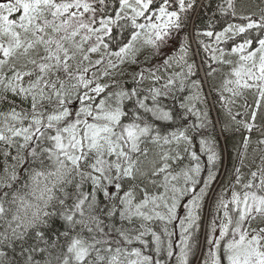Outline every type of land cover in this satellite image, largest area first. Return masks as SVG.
Masks as SVG:
<instances>
[{
  "label": "snow or ice",
  "instance_id": "obj_1",
  "mask_svg": "<svg viewBox=\"0 0 264 264\" xmlns=\"http://www.w3.org/2000/svg\"><path fill=\"white\" fill-rule=\"evenodd\" d=\"M196 7L0 0V264H264V155L220 177L201 82L186 84L193 55L206 79L223 73L221 110L249 134L243 165L264 110V2L207 0L204 27L181 36ZM146 51L162 63L143 67ZM124 65L139 66L131 89L115 79ZM177 85L182 114L161 99Z\"/></svg>",
  "mask_w": 264,
  "mask_h": 264
},
{
  "label": "trees",
  "instance_id": "obj_2",
  "mask_svg": "<svg viewBox=\"0 0 264 264\" xmlns=\"http://www.w3.org/2000/svg\"><path fill=\"white\" fill-rule=\"evenodd\" d=\"M217 0H212V8L215 7V3ZM264 2V0H237L238 8L244 4L249 3L251 5L259 4ZM207 0H197V7L189 13V19L187 21V28L184 29L180 35L182 36L184 32H187L190 36L193 30L194 25L199 27H204L207 22L208 16L212 13V8L205 9L202 5L206 4ZM207 12V15H205ZM178 46V44H177ZM165 52H171L170 48H165ZM195 43L193 42V52L195 53ZM146 57L148 58L147 63H142V66L145 68L154 67L155 65L162 63V57L160 56H149V52L146 51L143 55L139 56V61L144 62ZM191 60H195L197 63V74L195 76H191L186 81V84L190 85L191 80H199L202 85V93L203 96L206 98L207 103L196 102L198 107L202 110H208L211 113V121L212 126L206 130V134L214 137V139L218 142L217 147L220 154V161H219V173L220 177L228 180L230 178V174L233 172L235 167H242V171L244 173H248L250 170H256L257 167L261 164V157L264 155V145H259L257 141L259 139H264L261 136V128L264 127V110L258 114L257 118V129L251 133V143L247 148V156L243 160V165L241 164V156L240 153L244 151L243 147V136L247 135V132L243 131H236L235 124L231 123L227 117L223 114L220 104H219V96L216 92V89L221 86V80L223 79V73L217 74L215 77L211 79H206L204 76V72L200 66L199 58L193 55ZM191 60L189 62H191ZM122 71L124 75L117 74L115 79L123 84L125 88L131 89L134 86V81L132 79V73L139 71V66L137 65H124L122 66ZM173 71H180L179 68L168 69L167 72L163 70L159 73L162 76V79L156 84L159 87L161 84L164 83L167 76L171 74ZM186 71V69H185ZM227 69H224L226 72ZM147 75V73H145ZM152 85L151 80H145L143 84L139 85L141 89L146 90L148 87ZM190 94V88H185L184 91L178 90L177 87L173 90L172 93L168 95L167 98H161L162 102L165 105L170 106L175 113H183V109H181L180 105L184 101V97ZM245 98L249 104L252 103L253 97L252 95L249 96L247 93V97H241L237 100L236 105L234 106V111H240L241 113L244 112L243 105L245 103ZM176 101V103H175ZM150 103V102H149ZM173 104H177V108H174ZM6 107V106H4ZM242 118V117H238ZM189 121L195 119L194 116L189 115ZM226 125H230L228 130L225 129ZM249 135V134H248ZM223 137V138H222ZM206 163V158H205ZM206 174V173H205ZM215 187V185H214ZM208 211V206H205V213ZM54 229L61 228V223L56 221L53 225ZM201 237L203 238V229L201 230L200 234V241ZM200 250L197 249L196 251V259H199ZM193 264H195V260H193Z\"/></svg>",
  "mask_w": 264,
  "mask_h": 264
},
{
  "label": "rangeland",
  "instance_id": "obj_3",
  "mask_svg": "<svg viewBox=\"0 0 264 264\" xmlns=\"http://www.w3.org/2000/svg\"><path fill=\"white\" fill-rule=\"evenodd\" d=\"M221 82H222V80H221ZM251 94L249 93V96H250ZM246 97H247V93H246ZM173 106H174V104H173ZM247 135H248V133H247ZM223 138V137H222ZM201 243L203 242V239H202V237H201V241H200Z\"/></svg>",
  "mask_w": 264,
  "mask_h": 264
},
{
  "label": "water",
  "instance_id": "obj_4",
  "mask_svg": "<svg viewBox=\"0 0 264 264\" xmlns=\"http://www.w3.org/2000/svg\"><path fill=\"white\" fill-rule=\"evenodd\" d=\"M175 103H176V101H175ZM174 108H177V104H174Z\"/></svg>",
  "mask_w": 264,
  "mask_h": 264
}]
</instances>
